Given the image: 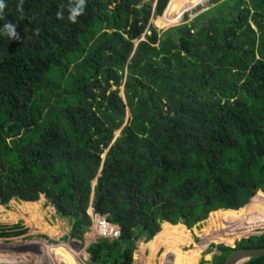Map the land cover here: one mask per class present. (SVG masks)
<instances>
[{
    "label": "trees",
    "instance_id": "trees-1",
    "mask_svg": "<svg viewBox=\"0 0 264 264\" xmlns=\"http://www.w3.org/2000/svg\"><path fill=\"white\" fill-rule=\"evenodd\" d=\"M169 2L86 0L72 23L69 0H23V19L19 0H5L0 27L18 25L20 39L0 36V199L45 193L82 240L98 178L101 213L121 237L91 243L88 264H133L142 239L139 263L165 247L159 264H199L212 242L264 229V0H213L159 34L149 23ZM207 218L202 242L184 250ZM214 247L224 264L264 247V234Z\"/></svg>",
    "mask_w": 264,
    "mask_h": 264
},
{
    "label": "rangeland",
    "instance_id": "rangeland-1",
    "mask_svg": "<svg viewBox=\"0 0 264 264\" xmlns=\"http://www.w3.org/2000/svg\"><path fill=\"white\" fill-rule=\"evenodd\" d=\"M144 1L150 2L151 0H144ZM218 1H224V0H218ZM154 5H155V1H154ZM214 5L215 4L213 3V0H207L205 3L196 6L193 10L186 11L182 19L179 20L178 22L172 23L167 26L165 25L163 27L158 26V24L155 21L156 17L158 16H152L149 26L151 28H155L159 32V34H162L163 31L167 30L170 27L178 26L186 22L190 23L197 15L209 9L210 7H213ZM252 26L256 28L254 23L252 24ZM140 40H145V36L143 35L141 39L136 40L134 43L135 46L138 45ZM112 89L113 90L116 89V86H113ZM120 95L125 100L124 86L121 87ZM202 95L209 97L211 95V92L207 93V95L205 93H203ZM165 109H168V106H166ZM130 119H131V113L127 109L125 123L123 124L122 127L114 131V136L111 144H113L117 138L122 136L123 130L125 126L128 125ZM108 150L109 148L105 149L102 155V159L105 158V156L108 153ZM97 185H98V178L94 179L91 182L92 192L90 195V205L86 209V213L91 218L92 224L89 227L88 231L85 233L84 239L82 240L71 236L73 225L70 224L69 220L66 217L62 218L58 216L56 209L52 204L51 199L46 197L45 193H42L39 199L34 201L32 200L33 202L31 201L25 202L26 204L28 203V205H30L29 209L24 207L25 200L19 199L17 197L11 198V200L7 204H3L2 200L0 199V233L3 231L12 232V230L15 229L17 230L25 229V232L21 235L0 236V259L2 258L5 259V257H7V259H11V262L14 261L15 259H19L21 263L19 262L17 264H88L89 254L87 252V248L92 242H95L100 238L96 232V226L94 225L92 218L93 211L95 210L98 203V200L96 198ZM255 196H253L251 199H253ZM251 201L245 206L247 207L251 203ZM34 202L37 205L36 208L33 205ZM71 205H72L71 201L64 202L63 206L65 208V211L69 212L71 210ZM35 213L41 218L42 224H46L49 226H58L60 234L51 236L49 235L48 230L43 229L45 225L37 226L35 224V218H36ZM39 217L36 219L37 221H39ZM29 220H31V222H29ZM205 228L206 227L197 229L195 228V226L191 228L190 231L193 236L194 245H192L191 247H184L183 249L193 250L196 247V245H199L203 240L202 234L204 233ZM225 230H220L218 232L222 233L225 232ZM261 234H264V229H256L253 233L237 239L233 245H228L223 242L218 244L212 242L202 252L199 263L202 262L204 263V260L208 259L210 254L213 255L218 254V250L216 247L212 249V244L214 245L223 244L235 248L238 246V243L241 242L243 239ZM142 242H144L143 239L137 242V249L134 252V257H133V259H136L138 264H142L139 263L138 261V251H140V244ZM210 249H212L211 252ZM164 251H165V247H162L159 250L155 259L153 260V263L159 264L161 262V254ZM63 253H67L68 255L65 256ZM149 253L150 252L147 250L144 253V256L146 257L150 255ZM143 261H145V258L143 259Z\"/></svg>",
    "mask_w": 264,
    "mask_h": 264
},
{
    "label": "bare ground",
    "instance_id": "bare-ground-1",
    "mask_svg": "<svg viewBox=\"0 0 264 264\" xmlns=\"http://www.w3.org/2000/svg\"><path fill=\"white\" fill-rule=\"evenodd\" d=\"M206 1L207 0H171L169 5H168L167 10L165 11V13L162 16L156 17L155 21L158 24V26H162V27L165 25L167 26V25H170L172 23H176L182 19L183 15L186 11L193 10L196 6H198L199 4H203ZM33 205L35 208L37 207L35 202ZM29 206L30 205H28V203L27 204L25 203V205H24V207L28 208V209L30 208ZM35 215H36L35 224L37 226L45 225L43 229L48 230L49 235H51V236L60 234L58 226H49L46 224H42L41 218L36 213H35ZM38 217H39V221L36 220ZM29 222H31V220H29ZM63 254L65 256L68 255L67 253H63ZM8 257H10V256H8ZM11 258H13V257H11ZM4 260H6V261H4ZM7 260H10V261H7ZM19 262H20L19 259H15L14 261L11 262V259H7V257H5V259H3V258L0 259V264H4V263H6V264H12V263L17 264Z\"/></svg>",
    "mask_w": 264,
    "mask_h": 264
},
{
    "label": "clouds",
    "instance_id": "clouds-1",
    "mask_svg": "<svg viewBox=\"0 0 264 264\" xmlns=\"http://www.w3.org/2000/svg\"><path fill=\"white\" fill-rule=\"evenodd\" d=\"M85 3H86V0H69V4H68L69 15H68L67 19L69 21H71L72 23H75L77 21V17L84 12ZM5 7H6L5 0H0V21H2L4 19ZM17 11L20 13V19H23L24 18L23 0H19V3L17 4ZM57 15H58V17H60L62 15V13L58 12ZM17 26L18 25L13 24L11 22L4 23L3 26L0 27V36H6L11 40L20 39L19 33L16 31ZM94 212H96V211L94 210L93 213ZM99 214H103V213H99ZM104 215H106V214H104Z\"/></svg>",
    "mask_w": 264,
    "mask_h": 264
},
{
    "label": "water",
    "instance_id": "water-1",
    "mask_svg": "<svg viewBox=\"0 0 264 264\" xmlns=\"http://www.w3.org/2000/svg\"><path fill=\"white\" fill-rule=\"evenodd\" d=\"M169 3H168V5H169ZM168 5H167L166 9L164 10V13L167 10ZM149 33H151V32H149ZM102 202H103V197H100L99 200H98L97 206L95 208V211L97 213H101L102 212V210H101ZM207 223H208V221H207V219H205V220L199 222L198 224H196L195 228L201 229L205 225H207ZM249 238L250 237H247L246 239H249ZM263 256H264V247L238 248V249H235L227 257V259L224 262V264H244L245 262H247V261H249V260H251L253 258H259V257H263ZM213 258H214V255L210 254L209 258L205 259L203 264H213ZM133 264H138L136 259L133 260Z\"/></svg>",
    "mask_w": 264,
    "mask_h": 264
},
{
    "label": "built area",
    "instance_id": "built-area-1",
    "mask_svg": "<svg viewBox=\"0 0 264 264\" xmlns=\"http://www.w3.org/2000/svg\"><path fill=\"white\" fill-rule=\"evenodd\" d=\"M92 218L99 237L110 240H116L121 237L120 226L110 222L107 215L94 212Z\"/></svg>",
    "mask_w": 264,
    "mask_h": 264
},
{
    "label": "crops",
    "instance_id": "crops-1",
    "mask_svg": "<svg viewBox=\"0 0 264 264\" xmlns=\"http://www.w3.org/2000/svg\"><path fill=\"white\" fill-rule=\"evenodd\" d=\"M134 260V259H133Z\"/></svg>",
    "mask_w": 264,
    "mask_h": 264
},
{
    "label": "flooded vegetation",
    "instance_id": "flooded-vegetation-1",
    "mask_svg": "<svg viewBox=\"0 0 264 264\" xmlns=\"http://www.w3.org/2000/svg\"><path fill=\"white\" fill-rule=\"evenodd\" d=\"M200 264V263H199Z\"/></svg>",
    "mask_w": 264,
    "mask_h": 264
}]
</instances>
